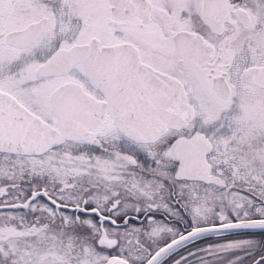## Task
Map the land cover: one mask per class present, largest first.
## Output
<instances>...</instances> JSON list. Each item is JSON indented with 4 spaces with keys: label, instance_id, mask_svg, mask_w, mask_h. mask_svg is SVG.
Masks as SVG:
<instances>
[{
    "label": "snow or ice",
    "instance_id": "obj_1",
    "mask_svg": "<svg viewBox=\"0 0 264 264\" xmlns=\"http://www.w3.org/2000/svg\"><path fill=\"white\" fill-rule=\"evenodd\" d=\"M0 264H264V0H0Z\"/></svg>",
    "mask_w": 264,
    "mask_h": 264
}]
</instances>
